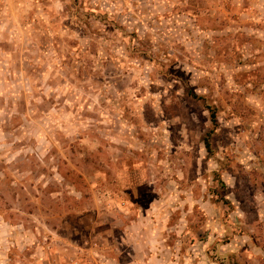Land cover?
<instances>
[{"label":"rangeland","instance_id":"obj_1","mask_svg":"<svg viewBox=\"0 0 264 264\" xmlns=\"http://www.w3.org/2000/svg\"><path fill=\"white\" fill-rule=\"evenodd\" d=\"M0 264H264V0H0Z\"/></svg>","mask_w":264,"mask_h":264},{"label":"trees","instance_id":"obj_2","mask_svg":"<svg viewBox=\"0 0 264 264\" xmlns=\"http://www.w3.org/2000/svg\"><path fill=\"white\" fill-rule=\"evenodd\" d=\"M212 121L214 122V124L217 123V118H216V115H215V112H214V111L212 112ZM206 148H207L208 150H209V148H210V142H209V141L206 142Z\"/></svg>","mask_w":264,"mask_h":264},{"label":"crops","instance_id":"obj_3","mask_svg":"<svg viewBox=\"0 0 264 264\" xmlns=\"http://www.w3.org/2000/svg\"><path fill=\"white\" fill-rule=\"evenodd\" d=\"M17 4L15 3V4H13L12 6H10L12 9H11V12H12V14L14 15V16H17L18 15V13H17V11L15 10L16 9V6Z\"/></svg>","mask_w":264,"mask_h":264}]
</instances>
